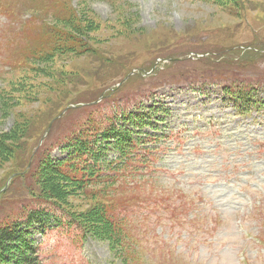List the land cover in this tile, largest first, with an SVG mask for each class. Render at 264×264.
Segmentation results:
<instances>
[{
	"label": "rangeland",
	"instance_id": "rangeland-1",
	"mask_svg": "<svg viewBox=\"0 0 264 264\" xmlns=\"http://www.w3.org/2000/svg\"><path fill=\"white\" fill-rule=\"evenodd\" d=\"M12 1L13 24L19 12L21 29L28 15L29 31L43 37L38 14L30 10L38 0ZM214 1L73 0L71 6L82 12L79 24L91 29L81 35L87 50L47 63L24 64L12 52L15 38H5L2 30L10 27L0 17V137L23 130L16 140L22 148L0 156V192L7 186L0 211L24 193L23 181H8L24 167L35 140L60 109L111 83L106 90L113 92L120 75L133 69H156L141 77L148 85L132 95L136 102L128 107L136 111L157 104L168 111L161 129L169 137L157 149L156 162L143 171L148 186L158 191L151 216L157 237L146 244L155 257L168 253L180 264H264L259 242L264 241V106H257L264 103V0L221 6ZM242 51L255 52L254 63L239 56ZM225 60L235 64L233 79L258 80L244 88L258 101L245 113L226 99V84L214 76L224 72ZM2 143L4 148L13 144L4 138ZM52 157L63 155L55 150ZM66 201L78 212L91 205L76 196ZM78 236L65 226L41 238L34 233L41 264H111L105 242Z\"/></svg>",
	"mask_w": 264,
	"mask_h": 264
},
{
	"label": "trees",
	"instance_id": "trees-1",
	"mask_svg": "<svg viewBox=\"0 0 264 264\" xmlns=\"http://www.w3.org/2000/svg\"><path fill=\"white\" fill-rule=\"evenodd\" d=\"M6 1L14 4L12 0ZM230 1L235 5L241 3L240 0H215L214 3L221 6ZM38 3L30 10L38 14L35 20L41 24L39 30L46 33L43 37L40 32L33 35L28 22H25L22 30L17 32L27 37L31 45L26 48V40L13 37L15 48L12 52L18 56L21 48L20 57L24 64L35 61L47 63L59 55L85 52L82 31L85 36L86 30L91 29L87 24H79L78 20L83 19L82 12L74 9L71 1L38 0ZM20 40L23 41L19 43ZM241 54L251 64L257 56L253 51H242L239 56ZM98 57L103 59L100 54ZM11 60L7 58L8 62ZM223 62L225 64L220 66L224 72L214 76L226 84L223 88L228 95L226 99L236 109L246 110L253 105L255 94L244 88L253 86L251 83L258 80L233 79L235 64L232 60ZM130 72L120 75L121 79ZM190 74L195 76L198 71ZM141 79L140 75L129 77L113 92L105 93L98 105L68 109L53 122L48 135L37 147L48 126L41 132L35 140V148L26 157L24 167L12 172L19 175L11 183L23 181L21 190L24 193L18 201L1 207L0 264H41L38 253L41 243L33 239V234L37 233L41 238L47 231L61 226L74 230L81 239L105 242L111 264H180L177 259L165 255L168 253L155 257L153 248L146 244L150 238L157 237L149 211L155 206L158 191L147 185L143 171L156 162L157 149L169 135L161 129L168 114L164 107L152 105L149 109L138 107L136 111L129 110L128 107L136 102L132 95L148 85ZM112 85L75 98L55 114V119L69 105L96 101ZM104 110H110V115L103 113ZM22 131L0 137V156L22 148L23 144L16 143L20 135L23 137ZM2 138L13 144L4 148ZM54 150L63 157L53 158ZM73 196L87 201L90 207L83 212L72 209L66 200ZM150 231L152 236H149Z\"/></svg>",
	"mask_w": 264,
	"mask_h": 264
}]
</instances>
